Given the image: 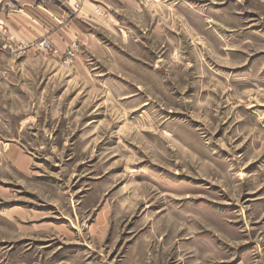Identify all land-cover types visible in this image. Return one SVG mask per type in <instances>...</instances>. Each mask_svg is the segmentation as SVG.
<instances>
[{
    "label": "rangeland",
    "instance_id": "374dc122",
    "mask_svg": "<svg viewBox=\"0 0 264 264\" xmlns=\"http://www.w3.org/2000/svg\"><path fill=\"white\" fill-rule=\"evenodd\" d=\"M0 264H264V0H0Z\"/></svg>",
    "mask_w": 264,
    "mask_h": 264
},
{
    "label": "crops",
    "instance_id": "0c3cea01",
    "mask_svg": "<svg viewBox=\"0 0 264 264\" xmlns=\"http://www.w3.org/2000/svg\"><path fill=\"white\" fill-rule=\"evenodd\" d=\"M85 7V6H84ZM87 8L86 11L90 14L92 13L93 9L92 7H85ZM79 16V15H78ZM73 26H72V29H70L71 31V35H73L72 37H77L80 42H82V44L84 46H86V48L93 52V51H96L99 49V41H97V39L94 37V36H91L89 34H86L84 29H81L80 27H78L76 24H74L72 22ZM71 37V38H72ZM66 42H69V41H66ZM65 42V43H66Z\"/></svg>",
    "mask_w": 264,
    "mask_h": 264
}]
</instances>
